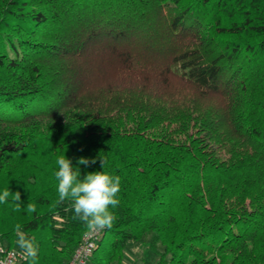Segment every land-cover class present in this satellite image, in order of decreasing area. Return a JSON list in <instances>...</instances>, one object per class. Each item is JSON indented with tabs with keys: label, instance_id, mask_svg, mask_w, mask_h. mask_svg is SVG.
<instances>
[{
	"label": "trees",
	"instance_id": "1",
	"mask_svg": "<svg viewBox=\"0 0 264 264\" xmlns=\"http://www.w3.org/2000/svg\"><path fill=\"white\" fill-rule=\"evenodd\" d=\"M62 155L121 178L86 264H264V0H0V246L21 225L35 264L88 232Z\"/></svg>",
	"mask_w": 264,
	"mask_h": 264
},
{
	"label": "clouds",
	"instance_id": "2",
	"mask_svg": "<svg viewBox=\"0 0 264 264\" xmlns=\"http://www.w3.org/2000/svg\"><path fill=\"white\" fill-rule=\"evenodd\" d=\"M79 165L90 166L96 163L95 159L81 157ZM55 178L58 181V203L69 200L70 210L74 213V219L81 221L90 234H98L110 229L115 220L112 209L119 205L118 194L121 189V178L106 171H95L87 173L81 178L78 167H74L71 159L66 155L58 157ZM101 168H105L106 161L100 158ZM16 202V209L21 207L20 192H11L5 189L0 192V204H6L9 197ZM28 211L35 212L31 204L27 206ZM16 247L8 250L0 246V264H35L39 256V248L34 237H29L21 225L15 226Z\"/></svg>",
	"mask_w": 264,
	"mask_h": 264
},
{
	"label": "rangeland",
	"instance_id": "3",
	"mask_svg": "<svg viewBox=\"0 0 264 264\" xmlns=\"http://www.w3.org/2000/svg\"><path fill=\"white\" fill-rule=\"evenodd\" d=\"M121 264H156V255L142 242H130L125 247V255Z\"/></svg>",
	"mask_w": 264,
	"mask_h": 264
},
{
	"label": "built area",
	"instance_id": "4",
	"mask_svg": "<svg viewBox=\"0 0 264 264\" xmlns=\"http://www.w3.org/2000/svg\"><path fill=\"white\" fill-rule=\"evenodd\" d=\"M101 233L93 235L87 232L83 237L82 242L74 250L70 260L65 264H86L96 247Z\"/></svg>",
	"mask_w": 264,
	"mask_h": 264
}]
</instances>
